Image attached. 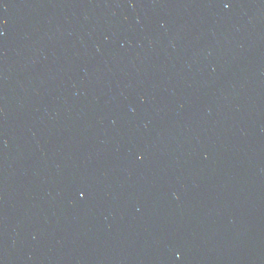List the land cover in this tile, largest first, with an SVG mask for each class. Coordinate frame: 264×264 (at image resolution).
I'll return each instance as SVG.
<instances>
[{"label": "water", "instance_id": "obj_1", "mask_svg": "<svg viewBox=\"0 0 264 264\" xmlns=\"http://www.w3.org/2000/svg\"><path fill=\"white\" fill-rule=\"evenodd\" d=\"M0 264H264V0H0Z\"/></svg>", "mask_w": 264, "mask_h": 264}]
</instances>
